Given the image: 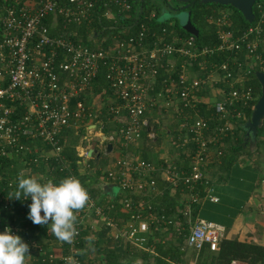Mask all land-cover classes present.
<instances>
[{"label":"built area","instance_id":"obj_1","mask_svg":"<svg viewBox=\"0 0 264 264\" xmlns=\"http://www.w3.org/2000/svg\"><path fill=\"white\" fill-rule=\"evenodd\" d=\"M101 5V17L112 21L131 10L129 0H103ZM257 7L255 23L239 31L229 29L227 9L207 15L218 38L212 46H197L193 35L181 37L173 28L147 35L144 23L131 33L125 26L103 37L93 31L91 45H86L73 38L74 29L66 34H51L50 29L57 24L67 30L90 23L94 0H0V155L27 158L35 166L50 159L63 163L64 130L72 128L88 142L86 134H92L95 125L101 135L97 143L125 149L138 146L143 133L147 140L156 139L152 113L171 109L179 120L172 157L156 164L140 154L121 153L112 168L96 171L102 193L92 196L81 182L90 199L77 213L78 235L66 243L67 251L59 257L64 264L70 256L82 264L77 243L81 230L96 228L93 217L109 229L110 241L144 251L150 262L160 257L157 243L179 244V260L161 257L164 264H200L204 247L218 249L225 226L193 211L202 200L218 202L211 164L223 156L224 140L233 135L242 110L257 99L246 85L251 71L264 67V58L257 52L264 40V7ZM218 52H227L226 60L207 66L202 58ZM99 73L106 86L95 92ZM209 89L215 90V99L213 113L205 119L200 105L208 106L203 96ZM98 101L102 104L96 105ZM106 120L116 127L104 134ZM76 149L79 157H87V149L81 145ZM41 174V183L49 180ZM70 175L76 176L69 170ZM2 180L0 174V184ZM105 185H113L110 195H115L106 203L102 202L109 194ZM165 191L179 195V204L170 214L163 212L160 203H152ZM117 195L121 197L116 199ZM113 200L128 216L110 215ZM5 227L12 234L18 232L8 224L0 226V232ZM178 237L180 243L175 241ZM48 257L55 258L53 253ZM219 264L247 263L232 259Z\"/></svg>","mask_w":264,"mask_h":264},{"label":"trees","instance_id":"obj_2","mask_svg":"<svg viewBox=\"0 0 264 264\" xmlns=\"http://www.w3.org/2000/svg\"><path fill=\"white\" fill-rule=\"evenodd\" d=\"M95 1V9H94V16L90 23L80 24L76 27L69 26L67 30H63L59 24L55 27L50 29L51 34L56 33H69L70 29H74L76 32L73 35V38L76 40H80L82 43L86 45H91L90 37L92 32H97L99 37L108 36V34H115L117 30L122 26L130 27L127 33L137 31V26L139 23H144L147 27V35L150 34H159L163 28H166L170 31V29H174L177 34L181 37H188L190 34L186 32L177 18L171 19L162 18V14L160 10L154 5V3L150 0H129L131 4V10L127 16L123 18H118L116 21L107 20L101 17L100 13L102 11V1L103 0H94ZM166 1V0H164ZM163 3V2H162ZM164 4V3H163ZM257 4H260L264 7V0H260L256 2L253 6V13H254V20L251 23H248L242 14L230 6H222L215 3H201L200 0H195L190 7L185 11H190V21L198 30V35L194 36L195 44L197 46H212L218 43V38L216 35V28L208 24L206 21V16L209 14H219L220 10L229 9L230 11V24L229 29L233 31L243 30L244 28L254 24L259 15V8ZM154 16H150L151 14ZM126 35V34H122ZM257 52H259L264 58V49L260 46L257 48ZM227 53V52H226ZM226 53H214L212 56L204 57L208 63L207 66L211 62L220 63L221 61L226 60L227 54ZM229 54V53H228ZM180 63H177L179 66ZM195 67L197 68V63H195ZM178 68V67H177ZM179 69V68H178ZM255 68L251 71L250 77L246 81V85L250 86L256 95L257 99L260 95V84L257 78L254 76ZM98 85L95 87V92L101 90L102 87H105L106 84L103 80L102 73L98 75ZM205 92V91H204ZM257 99L250 103L247 107H245L242 112L243 115L240 120H238L237 128L233 133L235 140H232L233 137L225 138L224 140V151L223 157L224 165L221 169L230 166L233 163L238 155H240L243 151L239 149L247 144L244 141L243 137H237V132L242 130L243 124L250 118L251 112L253 110V105H255ZM201 107V116L205 119H209L211 114L213 113V105H200ZM179 120L176 117L174 119V123L172 127H166V132H176L178 129ZM116 124L111 121H105V127L103 128V132L107 134L111 129L115 128ZM264 128V122L261 127L258 128L257 137L261 138V132ZM81 132V131H80ZM244 133V131H242ZM63 137H61V143L63 145V149L61 152L62 161L66 163H59L54 159L47 160L46 162L40 163L38 166H35L33 163H28L27 158H17V157H10V156H2L0 155V174L3 176V180L0 184V226L4 224L13 225L15 222L16 215L23 213L26 209H28V205L31 203V198L28 197L27 199L21 200L17 199H10L11 194L15 191L18 177L22 172L18 171V164L22 163L27 165L28 171L23 173L25 177L31 176V174H46L48 175L49 179H51L54 183H58L62 178L67 177V172L70 170L73 172L80 181H82V174H80L79 169L82 166L81 163H78V160H81V157L77 155L76 146L79 143L80 134H76L72 128L64 130ZM263 138V137H262ZM146 139L145 133L142 136V148H141V157L145 159H149L153 162L157 160L154 154H150L148 149L145 148L144 142ZM258 139V143H259ZM156 141H158V136L156 133ZM264 142V139H262ZM261 142V141H260ZM258 146V145H257ZM46 150H48V146H44ZM106 156L103 154L102 151H96L95 155L90 157L87 161L88 165L93 167V165H101L99 162L100 158H104ZM158 161V160H157ZM157 164V163H156ZM42 175V174H41ZM12 179V187H7L8 181L11 182ZM100 192V190H99ZM98 191L95 193V190L91 192L92 196H95L99 193ZM179 195L169 196V191H165L164 195L161 197L155 198L152 200V203L164 206L163 212L166 214H170L173 212L174 207L179 204L177 201ZM120 195L116 196L120 198ZM130 197V196H129ZM106 199H103L102 202H105ZM112 204L114 207L110 209V215L115 217H125L128 216L126 212H122L119 210L120 204L117 201L113 200ZM195 216H199L200 218H206L202 216L198 211V206H195L193 211ZM209 219V218H206ZM51 223V221H49ZM51 225H36L33 224L32 221H28L25 224H22L21 230L18 231V234L21 238H26L29 240L32 239H39L41 243H43L44 248L46 249L45 254H36V260L34 264H64L61 260H53L50 262L48 254L51 250L48 247L46 242H42L47 238V233L50 230ZM91 232L90 228L81 230V239L77 243V246L82 249L83 248V238L87 234ZM51 239L58 240L52 233H50ZM40 237V238H39ZM180 238V239H179ZM43 239V240H42ZM182 241L181 237H178L177 242L180 243ZM62 247L65 249L67 244L62 243ZM95 249H96V256L98 259L95 261V264H164L163 259L161 257H168L173 260H179L180 258V251H179V244H169L164 246L161 243H157L156 250L160 257H156L153 262H150L148 254L142 250H139L140 259H134L132 257V250H137L131 245H117L116 243H111L110 239L105 235L104 230L99 231L96 235V239L94 241ZM85 253L81 252L80 250V260L82 264L84 263ZM232 259H240L247 264H264V246L258 243H254L251 241H239L235 239H227L222 237L221 241L219 242L218 249L215 251H209L206 247L201 250L200 253V264H219V263H228Z\"/></svg>","mask_w":264,"mask_h":264},{"label":"crops","instance_id":"obj_3","mask_svg":"<svg viewBox=\"0 0 264 264\" xmlns=\"http://www.w3.org/2000/svg\"><path fill=\"white\" fill-rule=\"evenodd\" d=\"M205 92L203 98L205 101L212 104L215 99V90L213 89ZM238 135L239 131L237 132V136ZM258 139H260L259 142L261 141V145L264 146V142L262 141L264 138L256 137L255 144L250 145V143H247L241 147L239 150L243 152L238 155L236 160L231 163L230 166L226 168L221 169L225 160L223 156L221 157L220 161H213L211 164L212 169L214 170L212 177L213 193L219 198V200L218 202H210L206 199L202 200V202L198 205V211L200 212L201 206L208 205L207 208L209 210L207 209L205 214L210 216L216 214V218H218L219 211H226L228 209L227 204L228 202L230 203L231 198L238 199L237 201L242 203L233 213L230 224H226L220 219L213 221L219 222L225 226V231L222 236L224 238H236L239 241H251L264 246V152L263 154L258 152ZM94 144L95 141L93 142V145ZM115 148V146H112V153H114L116 150ZM248 150L251 153L250 155L246 154L248 153ZM229 169L230 171H228ZM214 176H216L215 179ZM218 176H220L219 179ZM214 205L218 207L217 210L215 209ZM28 212L29 208L23 213L16 215L13 226L21 230L22 224L30 221L28 218ZM41 215H43L42 212ZM50 233L51 231L49 230L46 239L51 237ZM27 241L25 243H27ZM39 244L43 246V243ZM49 249L55 256V258L52 259L53 262L58 260V251L60 248H54L50 246ZM64 252L65 251H62L61 253ZM28 254L30 256L26 259L29 258L31 260L27 264H34L36 260V254L31 251H29Z\"/></svg>","mask_w":264,"mask_h":264},{"label":"rangeland","instance_id":"obj_4","mask_svg":"<svg viewBox=\"0 0 264 264\" xmlns=\"http://www.w3.org/2000/svg\"><path fill=\"white\" fill-rule=\"evenodd\" d=\"M150 1H152L154 3V5L160 10V13L162 14V18L170 17V20L177 18V20L179 21V24L183 25L185 23L187 12L185 10L175 11V9H177V8L180 9V7L182 6V3L180 1H178V0H166V1H164V0H155V1L150 0ZM170 2L171 3L174 2L176 4V7L173 5H170ZM227 10L230 11L229 9H227ZM259 44L264 49V40H261L259 42ZM254 65H255V63H254ZM256 70L264 71V67H262V68L256 67L255 71ZM191 75H192V73H191ZM206 91H208V90H206ZM97 95L99 96V94H97ZM95 104L101 105L102 102L99 103V101H98ZM175 118H176V116L174 115V113L171 109H169L168 112L164 111L163 113H159V112L154 113V114L152 113V119L153 120L151 121L152 122L151 125L154 128L155 133H157L158 141H156V139H153V140L144 139L145 140L144 146L146 149H148V151H150L149 152L150 154L155 155V157L158 160V161L157 160L155 161L157 164H159L164 157H172V153H174L176 151V150H174V145L172 144V141L175 140V136H176L175 134L177 133L178 129L174 133L165 131L166 127H172V124L174 123ZM242 131H243V129L241 131L239 130V135L237 136L238 138L242 137V136L244 138L243 133H241ZM230 135H231L230 137H233L232 140H235V137L232 135V133H230ZM261 136L264 138V128L262 129ZM89 139H88V142L86 140H83V134H81V137L79 138V143L77 145V146L81 145V147H83V149H87V152H88L89 148L90 149L94 148V151L92 152L91 156L87 155V157H81V160H78V163H81V165H82L79 169L80 174H82V176H83L81 182H83L85 184L89 193L93 192L94 190H95V193L97 191L99 192L100 188H98V184H97V180H96V174L98 172L97 170H103V169H107L109 167L112 168L114 160L116 158V155L126 152V153H130L132 155H139L140 154V156H141V148L143 147L142 146L143 140L139 141L140 144L138 146H133V145L127 146V147H125V149L118 147V148H115L116 150L114 149L115 150L114 153H112L111 151L107 153L105 151V146L107 143H105V142L97 143L96 142L97 140H96L95 142L97 145L96 144L93 145V142L89 141ZM247 143L249 144L250 141H248ZM81 150H82V148L79 151H81ZM225 150H226V148L224 149V151ZM76 151H78V150L76 149ZM96 151H102L103 154H105L106 156H104V158H100L99 162L101 163V165L95 164V165H93V167L92 166L90 167L88 165L87 161L90 157L95 155ZM258 152L261 154H263V152H264V146L261 145V142L258 143ZM246 154L250 155L251 153L248 150V153H246ZM18 169H19L18 171H20L22 173H26L28 171L27 165L22 164V163L18 164ZM228 171H230V169ZM31 176H36L37 178L39 177V175L37 173L31 174ZM215 178H216V176H214V179ZM219 178H220V176H218V179ZM159 185H163V182L159 181ZM249 188H250V186H249ZM102 192H103V190H100V193H102ZM217 193H218V191H217ZM114 196L115 195L108 194V196L106 197V194H105L104 199L109 201ZM106 200L104 203H106ZM237 200L238 199H236V198H231L230 203L228 202V204H227L228 209L226 211H219L218 212V218H216V216H217L216 214H214L212 216L205 214V212L208 209L207 208L208 205H204V206L200 207V214L202 216H205L206 218H210L212 220L220 219L224 223L230 224L231 217L233 216V213L235 212L236 209L239 208L240 204L242 203V202L237 201ZM214 207L216 210L218 209V207L216 205H214ZM93 221L97 224V226L94 230H91V232L89 234L84 236L83 248L80 249L81 252L85 253V258L83 260L85 264H95V261L98 259V256H96V254H97L96 249H95L96 247L94 245V241L96 239L97 233L99 231L104 230L105 235L108 238L110 237V235L108 234L109 229L107 227L103 226V224H102L103 222L98 217H93ZM18 231H19V228H18ZM17 234H18V232L16 233V235ZM21 239L23 242H26L28 240L27 244L29 245V251L34 252L35 254H40V253L45 254L46 249L44 248V245L42 246L41 244H39V243H41L40 242L41 240L40 241H39V239L29 240L26 238H21ZM43 241H45L49 247L52 246L54 248H60V250L58 251L59 257L61 256L62 251H65V252L67 251V247L64 249L61 245L64 242H61L59 240H54L51 238L50 239L45 238V240H43ZM114 242L117 245H121V246L125 245L121 241L111 240V243H114ZM64 244H66V243H64ZM40 245L42 246V250H38V248H37ZM50 253H53V252L51 251ZM131 253H132V257L134 259H140V256H139L140 252L138 249L132 250ZM30 260L31 259H29V258L26 259V264L29 263Z\"/></svg>","mask_w":264,"mask_h":264},{"label":"clouds","instance_id":"obj_5","mask_svg":"<svg viewBox=\"0 0 264 264\" xmlns=\"http://www.w3.org/2000/svg\"><path fill=\"white\" fill-rule=\"evenodd\" d=\"M42 179L43 177L38 179L36 176L25 177L21 173L10 199L21 200L22 196L23 199L30 197L28 218L32 223L50 224L52 235L61 242L71 244L78 235L77 213L88 204L89 193L76 176H67L58 183L51 179L41 183ZM175 241L177 242V239ZM28 253L29 245L23 242L19 235L12 234L10 228L5 227L4 231L0 232V264H26V258L30 256ZM67 264L78 262L70 256L67 258Z\"/></svg>","mask_w":264,"mask_h":264},{"label":"water","instance_id":"obj_6","mask_svg":"<svg viewBox=\"0 0 264 264\" xmlns=\"http://www.w3.org/2000/svg\"><path fill=\"white\" fill-rule=\"evenodd\" d=\"M182 3V6L175 11L187 10L190 5L193 4L195 0H178ZM201 3H215L222 6H230L239 11L244 19L251 23L254 20L253 6L256 2L260 0H200ZM174 9V8H173ZM186 21L182 28L188 32L190 35L197 36L198 30L190 21V11H186ZM254 76L257 78L260 84V95L253 107L250 118L243 124L242 129L244 131L245 141H250L251 144H255L258 128L262 126L264 121V71L256 70ZM112 150V144L107 143L105 146V151L108 153ZM94 149H89L87 152L88 156L92 155ZM113 185H105L104 190L107 193L112 194Z\"/></svg>","mask_w":264,"mask_h":264},{"label":"bare ground","instance_id":"obj_7","mask_svg":"<svg viewBox=\"0 0 264 264\" xmlns=\"http://www.w3.org/2000/svg\"><path fill=\"white\" fill-rule=\"evenodd\" d=\"M91 129H92V134H86V136H87V140L90 138L89 141L94 142V141H96L95 140L96 137L101 136V135L98 133V129H97V127L95 125H93L91 127Z\"/></svg>","mask_w":264,"mask_h":264},{"label":"flooded vegetation","instance_id":"obj_8","mask_svg":"<svg viewBox=\"0 0 264 264\" xmlns=\"http://www.w3.org/2000/svg\"><path fill=\"white\" fill-rule=\"evenodd\" d=\"M155 1V0H154ZM170 5H173V6H175L176 7V4L174 3V2H170Z\"/></svg>","mask_w":264,"mask_h":264}]
</instances>
